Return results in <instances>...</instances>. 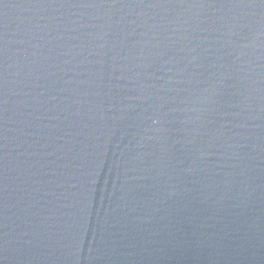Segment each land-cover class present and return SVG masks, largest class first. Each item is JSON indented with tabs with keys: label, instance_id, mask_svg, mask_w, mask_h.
Wrapping results in <instances>:
<instances>
[{
	"label": "water",
	"instance_id": "95a60500",
	"mask_svg": "<svg viewBox=\"0 0 264 264\" xmlns=\"http://www.w3.org/2000/svg\"><path fill=\"white\" fill-rule=\"evenodd\" d=\"M0 264H264V0H0Z\"/></svg>",
	"mask_w": 264,
	"mask_h": 264
}]
</instances>
